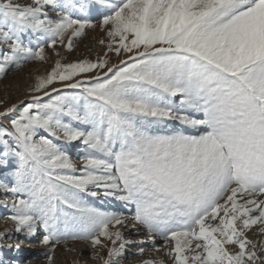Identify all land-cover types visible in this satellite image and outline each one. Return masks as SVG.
<instances>
[{
    "label": "snow or ice",
    "instance_id": "1",
    "mask_svg": "<svg viewBox=\"0 0 264 264\" xmlns=\"http://www.w3.org/2000/svg\"><path fill=\"white\" fill-rule=\"evenodd\" d=\"M97 26L108 52L127 55L120 66L57 62L34 88L43 95L0 111V168L16 165L11 184L0 180V207L15 224L0 249L18 251L5 238L32 241L42 229L48 264L68 239L110 242L103 264H121L133 244L143 254L148 241L120 230L129 218L86 194L133 207L132 230L143 226L154 246L156 235L174 242V264H264V243L247 237L257 225L264 234V0H0V76L45 60V45L71 50ZM56 82L80 91H47ZM169 122L199 134L153 130ZM77 141L81 169L65 150Z\"/></svg>",
    "mask_w": 264,
    "mask_h": 264
},
{
    "label": "rangeland",
    "instance_id": "2",
    "mask_svg": "<svg viewBox=\"0 0 264 264\" xmlns=\"http://www.w3.org/2000/svg\"><path fill=\"white\" fill-rule=\"evenodd\" d=\"M18 2L23 5H27L30 4L32 0H18ZM48 13L50 16H55V13L52 12L51 9H48ZM89 18L93 20L96 19L94 15H90ZM23 39L25 43H30L32 46H35L39 42L37 41L35 35L30 34H26ZM67 39L68 37L66 36L65 40L67 41ZM108 40L109 38L106 33L103 32L99 26H97L95 29H85L84 35L74 40L73 48L71 50L67 48L66 43L64 45L57 44L55 48L45 45V60L27 61L23 63L21 68H12L3 76H0V111H4L12 106L21 108L23 104L31 100L32 96L43 95V93L35 92L34 88L39 83L41 78H46L51 73L57 62L61 64L76 63L83 60L96 62L98 59L106 58L109 66H120L121 61L127 59V55L121 52L118 56L115 52H108ZM101 41H104L105 43L101 44ZM105 53H107V56H105ZM97 72H100V70L97 69L93 73L84 74V76H94ZM84 76L78 78L83 79ZM71 82H74V80ZM53 87L61 89V95H74L80 91L66 89L61 82H56L53 85H50L47 91H51ZM54 95L55 94H53V96ZM173 99L174 103L179 106V100L177 98ZM44 102H48V97H44ZM189 114L193 115L194 118H203L201 113ZM65 122L73 123V126H79L75 122L71 121V118H66ZM3 123L7 125L8 122L4 121ZM153 130L158 134H170L176 130L184 131L186 134L191 135L199 134L196 129L181 125L179 122H169L167 127L154 126ZM55 142L62 143L61 141ZM65 150L70 155L76 168L81 169L83 166L82 157L85 154L82 144L79 141L73 142L71 145L66 146ZM15 166V161L10 160L7 168H0V180H4L5 182L11 184L12 178L9 175V172ZM63 174L80 175L81 173L79 171L72 173L68 170H64ZM10 199L11 198H9V200ZM83 199L91 206L100 208L104 211L122 212L125 217H128L129 227L120 229L126 239H130L132 241H148L143 245L145 249L143 254L138 253L137 245L133 244L128 246L124 257L121 258V264H142L144 261L174 264V258L167 254L173 247L174 242H170L167 247H165L163 238L156 235L154 246L152 241L149 240L143 226H138L140 227V231L138 233L132 230V221L130 218L134 214L133 207H125L122 202H119L114 198H104L102 195L98 197H90L85 194ZM8 214V209L0 207V233H4L15 228L14 222L6 218ZM209 222L211 223L212 221ZM42 234L43 231L40 229L36 237L32 241H28L22 234L13 233V239L8 240L5 238L4 243H18L20 245L19 250L17 251L15 249L7 248L0 249V257L10 262V264H48V258L45 253L48 251L50 246L39 243ZM247 237L249 240L264 243V234L259 232V225L254 226L247 233ZM104 243L107 245L106 247L98 246L93 248L87 240L68 239L66 242L56 245L53 264H103L104 259H107L108 249L112 247L110 242L105 241ZM156 248L160 250L157 251L155 250ZM257 252H260L259 243ZM97 255L100 259L94 258Z\"/></svg>",
    "mask_w": 264,
    "mask_h": 264
}]
</instances>
